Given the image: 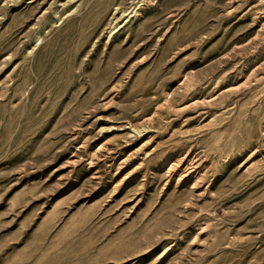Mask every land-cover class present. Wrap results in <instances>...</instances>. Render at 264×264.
Returning <instances> with one entry per match:
<instances>
[{"label": "rangeland", "instance_id": "374dc122", "mask_svg": "<svg viewBox=\"0 0 264 264\" xmlns=\"http://www.w3.org/2000/svg\"><path fill=\"white\" fill-rule=\"evenodd\" d=\"M0 264H264V0H0Z\"/></svg>", "mask_w": 264, "mask_h": 264}]
</instances>
